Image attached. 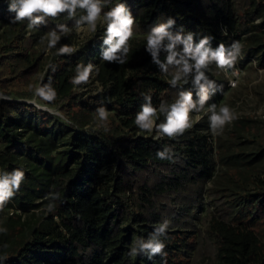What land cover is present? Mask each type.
<instances>
[{"label": "trees", "instance_id": "trees-1", "mask_svg": "<svg viewBox=\"0 0 264 264\" xmlns=\"http://www.w3.org/2000/svg\"><path fill=\"white\" fill-rule=\"evenodd\" d=\"M103 2L105 12L124 3L135 17L122 65L101 59L106 27L72 55L49 58L40 48L44 37L66 24L71 31L56 47L70 44L75 20L64 13L31 28L27 20L13 24L10 0H0V93L8 97L0 96V173L25 174L0 210V227L7 229L0 233V264H264V117L239 115L212 135L205 113L177 139L134 123L142 93L157 108L174 103L179 91L199 99L194 73L172 87V66L165 74L152 62L145 50L151 26L173 18L170 31H190L197 43L203 36L213 37V48L238 41L246 57L235 66L257 55L264 67V0ZM84 14L77 9L75 19ZM81 63L99 69L92 78L97 89L79 91L70 82ZM206 75L215 83L205 109L218 104L222 70L212 64ZM49 80L57 92L52 103L34 95ZM32 97L46 108L22 99ZM101 106L109 113L106 124L96 113ZM165 147L176 162L157 158ZM203 191L210 206L194 229L180 217L197 207ZM164 220L170 221L161 237L166 255L130 256L136 241Z\"/></svg>", "mask_w": 264, "mask_h": 264}, {"label": "clouds", "instance_id": "clouds-1", "mask_svg": "<svg viewBox=\"0 0 264 264\" xmlns=\"http://www.w3.org/2000/svg\"><path fill=\"white\" fill-rule=\"evenodd\" d=\"M77 9L85 13L79 19H75ZM8 11L15 13L14 17H10V23L27 20L30 28L45 23L46 18L55 19L64 13L75 20L78 31L86 26L89 32L95 33L98 24L103 23L106 25L103 44L107 47L101 52V59L109 63L118 62L120 65L127 62L130 52L129 42L134 36L135 17L124 3H116L105 12L103 0H10ZM175 23L173 18H168L165 22L151 26L146 33L145 50L151 55L152 62L159 65L162 73L168 74L169 66H172L170 80L172 87H176L181 81L188 83L187 77L194 73L193 83L198 86L199 99L193 100L192 91H179L174 103L161 101L157 108L152 103V96L142 93L145 103L140 106L134 120L141 131L149 133L155 131L158 137L166 136L169 139H177L192 127L193 112L199 113L205 110V105L210 99L208 89L215 83L206 75L210 65L215 64L225 72L232 70V75L237 79L230 80L229 83L231 87L237 86L239 70L235 68V64L242 53V45L238 41H233L229 47L220 43L213 48L210 43L213 37L203 36L197 43L194 40L195 34L190 31L185 33L183 28L173 33L170 29ZM70 31L66 24L56 25L47 33V48H55L61 36L68 35ZM75 51L72 46L64 44L57 50V55H72ZM161 52L165 53L163 60L160 58ZM53 71H55L54 67ZM98 72L99 69L92 63L78 64L76 74L70 82L74 86L87 84L92 75ZM34 95L52 103L56 100L57 92L49 80L47 84L36 87ZM36 107L40 105L37 104ZM207 111L210 113L209 124L214 135L222 134L224 128L238 118L227 105L217 110V106L212 104ZM96 113L98 119L106 124L109 115L107 109L103 106L98 107ZM160 115L164 116V120L157 124ZM156 155L160 160L176 162L175 153L169 147L158 150ZM24 176V172L20 169L0 173V210H3L7 202L20 190ZM47 208L49 212L54 210L51 204ZM169 223L170 221L164 220L154 228L147 239L137 240L135 246L131 247L129 255L134 257L143 253L149 259L157 255H166L164 253L166 245L161 237H167ZM6 232V228L0 227V233Z\"/></svg>", "mask_w": 264, "mask_h": 264}, {"label": "rangeland", "instance_id": "rangeland-1", "mask_svg": "<svg viewBox=\"0 0 264 264\" xmlns=\"http://www.w3.org/2000/svg\"><path fill=\"white\" fill-rule=\"evenodd\" d=\"M102 27H106V25L103 23H99L97 26V31L95 33L89 32L86 26H84L83 30L79 31L75 27L73 30L74 34L72 40L68 45L76 49L82 42L100 39L102 37ZM61 45L64 44H60L56 48L48 49L46 36L42 40L40 48L43 50L44 55H47L49 58H51L57 54V50L61 47ZM242 56L243 58L246 57L244 54ZM258 61L259 57L257 55H252L251 58H246L242 65H238V69L241 71H239V78L236 87H230L227 85L229 73L222 70V75L219 77L222 82L219 88H217L220 91L217 110L219 109V107L227 105L237 114V116L242 114H253L258 117H264V67L259 66ZM93 75L87 84H81L77 86L79 91H93L97 89V83L92 80ZM22 99L32 102L36 105H40L39 103H37L34 97ZM40 107L46 108L42 105H40ZM207 108L199 113L193 112L192 122H198L205 113H207L206 117L209 119L210 113L207 111ZM50 110L54 113H57V111L53 108H50ZM226 127L223 131L226 130ZM208 131L212 135H214L210 129V126L208 128ZM195 202L196 201H194V203ZM197 202L198 205L196 208H193L191 211L185 210L184 213L186 215H181L180 217L182 221L187 222V225L191 224L194 229H197L200 226L203 220V215L206 209L210 206L205 191L202 192ZM184 206L185 205H183V207Z\"/></svg>", "mask_w": 264, "mask_h": 264}, {"label": "built area", "instance_id": "built-area-1", "mask_svg": "<svg viewBox=\"0 0 264 264\" xmlns=\"http://www.w3.org/2000/svg\"><path fill=\"white\" fill-rule=\"evenodd\" d=\"M241 57H242V56H241ZM250 58H251V57H250ZM235 68L238 69V66H235ZM238 70H239V69H238ZM239 71H241V70H239ZM227 72L229 73V77H228V80H227V85L230 86L229 81H230V80H236L237 77H235V76L232 75V70H228ZM230 87H231V86H230Z\"/></svg>", "mask_w": 264, "mask_h": 264}, {"label": "water", "instance_id": "water-1", "mask_svg": "<svg viewBox=\"0 0 264 264\" xmlns=\"http://www.w3.org/2000/svg\"><path fill=\"white\" fill-rule=\"evenodd\" d=\"M0 96L3 97V98H8L6 95L1 94V93H0ZM42 108H44V107H42Z\"/></svg>", "mask_w": 264, "mask_h": 264}]
</instances>
